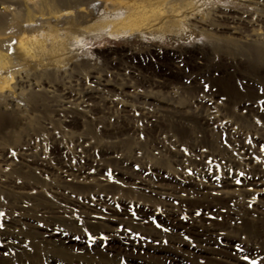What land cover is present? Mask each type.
I'll use <instances>...</instances> for the list:
<instances>
[{
  "label": "rangeland",
  "instance_id": "374dc122",
  "mask_svg": "<svg viewBox=\"0 0 264 264\" xmlns=\"http://www.w3.org/2000/svg\"><path fill=\"white\" fill-rule=\"evenodd\" d=\"M36 1L0 0V264H264V0Z\"/></svg>",
  "mask_w": 264,
  "mask_h": 264
},
{
  "label": "bare ground",
  "instance_id": "6f19581e",
  "mask_svg": "<svg viewBox=\"0 0 264 264\" xmlns=\"http://www.w3.org/2000/svg\"><path fill=\"white\" fill-rule=\"evenodd\" d=\"M22 1V0H21ZM60 1L61 0H37L36 2H35V10H37V12H39V13H41V14H46V15H54V14H58V8L59 7H63V6H67V3H66V1L64 2L63 0H62V2L63 3H60ZM32 2V1H31ZM83 2H79L78 4H82ZM27 16V15H26ZM29 16V15H28ZM13 17H16V14H14L13 15ZM22 17V16H21ZM27 18H29V17H27ZM14 19V18H13ZM17 19V18H16ZM15 19V20H16ZM18 20V19H17ZM4 21V20H3ZM27 21V20H26ZM17 22V21H16ZM2 23V21H1V16H0V32L2 31L1 29H4V27H5V23H4V25H3V23ZM4 32V31H3ZM1 34V33H0ZM21 37V36H20ZM19 37V38H20ZM22 39L23 38H25V37H21ZM20 38V41L22 40ZM25 41V40H24ZM23 41V42H24ZM22 42V41H21ZM28 42H31V40L30 41H28ZM33 42V41H32ZM29 44V43H28ZM27 44V45H28ZM31 45H33V43H30ZM19 45H22V43L21 44H19ZM25 45V44H24ZM22 47H26V45L25 46H22ZM25 49V48H24ZM26 50H28L27 48H26ZM27 53V52H26ZM3 87H5V85L3 86ZM2 88V87H1Z\"/></svg>",
  "mask_w": 264,
  "mask_h": 264
},
{
  "label": "snow or ice",
  "instance_id": "6c2138e0",
  "mask_svg": "<svg viewBox=\"0 0 264 264\" xmlns=\"http://www.w3.org/2000/svg\"><path fill=\"white\" fill-rule=\"evenodd\" d=\"M226 2H227V0H226ZM94 7H95V5H94ZM262 150H264V149H262ZM237 183H239V181H237ZM0 215H3V213H0ZM197 215H199V213H197ZM5 255H7V253H5ZM243 259L247 260L248 258L247 257H243ZM250 264H256V262L253 260V261L250 262Z\"/></svg>",
  "mask_w": 264,
  "mask_h": 264
}]
</instances>
